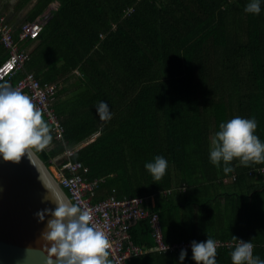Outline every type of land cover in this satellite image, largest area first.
<instances>
[{"label": "trees", "instance_id": "16d2710c", "mask_svg": "<svg viewBox=\"0 0 264 264\" xmlns=\"http://www.w3.org/2000/svg\"><path fill=\"white\" fill-rule=\"evenodd\" d=\"M54 1L60 8L26 41V70L58 85L65 144L51 133L36 154L48 167L88 168L86 179L99 181L95 203L153 198L146 208L159 215L167 245L212 238L216 264H232L233 235L264 260V164L233 160L225 174L209 156L219 125L236 116L254 118L264 142V0L259 15L245 12L250 0H20L19 8L34 2L32 22ZM7 56L0 42V64ZM71 80V91L60 88ZM101 102L110 119L98 114ZM66 148H76L70 159ZM156 156L168 161L159 181L145 168ZM129 235L144 253L128 264H179L180 252L150 251L149 220ZM183 264H195L191 249Z\"/></svg>", "mask_w": 264, "mask_h": 264}, {"label": "clouds", "instance_id": "9594fccd", "mask_svg": "<svg viewBox=\"0 0 264 264\" xmlns=\"http://www.w3.org/2000/svg\"><path fill=\"white\" fill-rule=\"evenodd\" d=\"M245 12L259 15L261 0H250ZM98 114L102 119L111 118L108 105L103 102L98 106ZM256 129L254 118L236 116L221 123L211 141L210 162L219 166L222 161L225 174L234 171L229 166L233 160L245 167L250 163L264 164V142L255 134ZM51 142V128L33 98L7 82L0 83V157L3 161L18 164L23 157L29 158L33 151H43ZM145 168L154 180L159 181L166 173L168 161L163 156H156L145 164ZM43 201L55 205L36 213L40 222L51 217L41 233V239L46 242L48 264H112L109 259L111 242L107 233L94 223L90 210L68 199H53L48 194ZM232 241V264H264V260L253 255L251 240L244 241L232 235ZM219 246L220 241L212 238L192 241L193 261L195 264H216ZM186 257L187 250L182 249L179 264H183Z\"/></svg>", "mask_w": 264, "mask_h": 264}, {"label": "built area", "instance_id": "2783aa9c", "mask_svg": "<svg viewBox=\"0 0 264 264\" xmlns=\"http://www.w3.org/2000/svg\"><path fill=\"white\" fill-rule=\"evenodd\" d=\"M44 23V20L24 22L20 26L16 39L12 27L0 16V42L8 53L7 58L0 64V82L11 79L17 73H22L23 77L15 88H19L24 94L33 98V102L41 109L43 116L51 126L54 140L65 144V129L53 108L58 85L42 84L32 72H28L26 66L30 61V54L18 48L19 41L36 40L43 30ZM94 137L80 145L79 148L91 143ZM75 149L66 148L64 156L70 159L74 155ZM57 170L59 171L58 181L61 187L68 191L72 202L90 210L94 223L107 233L111 242L109 257L112 264H128L131 258L144 253L141 248L130 241L129 235L131 227L140 220H149L153 230L156 245L150 251L167 254L178 253L182 249H191V242L182 241L171 245L164 243L159 215L146 208L149 200L152 201L153 198L136 197L119 200L112 196L107 200L95 203L94 198L99 181L86 179L88 168H82L79 164L68 161ZM258 172L264 174V167Z\"/></svg>", "mask_w": 264, "mask_h": 264}, {"label": "water", "instance_id": "95a60500", "mask_svg": "<svg viewBox=\"0 0 264 264\" xmlns=\"http://www.w3.org/2000/svg\"><path fill=\"white\" fill-rule=\"evenodd\" d=\"M47 194L71 200L35 151L18 164L0 157V264H48L41 233L51 217L44 222L36 217L38 211L55 207L43 201Z\"/></svg>", "mask_w": 264, "mask_h": 264}, {"label": "crops", "instance_id": "0c3cea01", "mask_svg": "<svg viewBox=\"0 0 264 264\" xmlns=\"http://www.w3.org/2000/svg\"><path fill=\"white\" fill-rule=\"evenodd\" d=\"M20 0H0V14H2L3 18L7 21V23L12 27L14 33L19 31L20 26L26 22L28 14L34 6V2H31L24 8H19ZM60 8V3L58 1H54L50 4V6L41 14V16L37 20L47 21L51 15L56 12ZM45 24V23H44ZM18 48L20 50H24L27 52L31 51L32 46L27 45L26 41H22L18 43ZM74 80H71L67 83H63V88L65 86L66 89L72 90V83ZM65 84V85H64ZM155 201L152 200V204Z\"/></svg>", "mask_w": 264, "mask_h": 264}, {"label": "rangeland", "instance_id": "374dc122", "mask_svg": "<svg viewBox=\"0 0 264 264\" xmlns=\"http://www.w3.org/2000/svg\"><path fill=\"white\" fill-rule=\"evenodd\" d=\"M50 170L52 171V173L55 175V177L59 180V178H58V170H57V168L55 167V166H51L50 167Z\"/></svg>", "mask_w": 264, "mask_h": 264}]
</instances>
